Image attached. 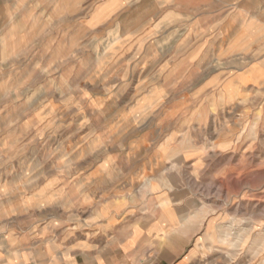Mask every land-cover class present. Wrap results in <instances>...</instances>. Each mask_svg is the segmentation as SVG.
Returning <instances> with one entry per match:
<instances>
[{"label": "rangeland", "instance_id": "obj_1", "mask_svg": "<svg viewBox=\"0 0 264 264\" xmlns=\"http://www.w3.org/2000/svg\"><path fill=\"white\" fill-rule=\"evenodd\" d=\"M261 2L0 0V253L178 209L193 264H264Z\"/></svg>", "mask_w": 264, "mask_h": 264}, {"label": "crops", "instance_id": "obj_2", "mask_svg": "<svg viewBox=\"0 0 264 264\" xmlns=\"http://www.w3.org/2000/svg\"><path fill=\"white\" fill-rule=\"evenodd\" d=\"M176 213L177 218L170 220L166 213L159 212L124 240L113 238L101 247L51 250L34 246L0 253V264H193L197 249L190 242L180 241L201 239L203 235L218 237V230H200L198 222L196 230L187 231L186 212L177 209ZM106 244L113 245L107 248Z\"/></svg>", "mask_w": 264, "mask_h": 264}]
</instances>
